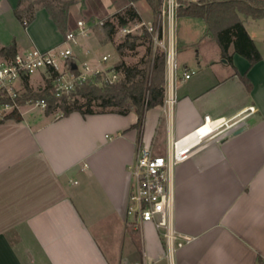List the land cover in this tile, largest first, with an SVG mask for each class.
I'll use <instances>...</instances> for the list:
<instances>
[{"label": "crops", "instance_id": "obj_1", "mask_svg": "<svg viewBox=\"0 0 264 264\" xmlns=\"http://www.w3.org/2000/svg\"><path fill=\"white\" fill-rule=\"evenodd\" d=\"M20 1L4 0L0 52L13 41L18 52L61 46L64 38L45 9H38L28 25L17 19ZM101 7L107 15L120 12L112 1ZM88 9L70 7L68 32L90 16ZM206 41L217 45L211 54L195 51L200 46L196 40L186 39L182 53L177 44L182 58L176 103L170 109L163 104L149 110L141 134L130 129L137 122L135 112L85 117L75 112L30 120L22 107V121L0 123V264H261L264 56L257 46L262 60L250 68L231 47L230 63L208 27ZM189 71L195 73L184 80ZM244 75L251 91L241 79ZM205 116L245 117V131L210 142L176 167L175 226L192 241L170 258L155 226L136 225L127 215L133 185L128 167L140 146L155 153L162 148L166 154L169 139L188 135ZM129 227L140 233L141 252Z\"/></svg>", "mask_w": 264, "mask_h": 264}, {"label": "built area", "instance_id": "obj_2", "mask_svg": "<svg viewBox=\"0 0 264 264\" xmlns=\"http://www.w3.org/2000/svg\"><path fill=\"white\" fill-rule=\"evenodd\" d=\"M197 2L198 0H189ZM4 0H0V11ZM180 0H163L158 25L152 21H143L120 29L125 36L137 29H143L151 35L154 50H159L166 60V97L165 108H173L176 103L174 88L179 80L177 75L174 29L177 19ZM25 24H27L25 22ZM104 25V22H100ZM89 29L83 19L77 22L75 30L68 32L64 43L77 44L79 36H86ZM104 55L91 65L88 61L81 62L70 47L61 46L42 51L37 48L18 52L13 58L0 60V112L10 111L20 106L17 99L26 91L25 80L29 82L33 75L42 72L43 77H51L53 71L57 77L53 80L56 96L65 92L74 91L87 82L95 83L98 75L109 85L118 83L121 72L113 67L106 69L104 64L109 60ZM76 65V69H73ZM194 71L184 73L183 79L188 80ZM35 105L46 109V102ZM249 112H255L254 107ZM245 117L237 116L230 120H213L205 116L203 123L188 135L167 142L166 154H157L150 146H140L135 162L129 165L128 170L133 176L132 191L129 197L127 215L136 225L152 223L167 252V256L174 258L178 250L192 241V238L180 234L175 226L176 208V167L188 160L193 154L207 146L212 141H223L237 130L245 128Z\"/></svg>", "mask_w": 264, "mask_h": 264}, {"label": "trees", "instance_id": "obj_3", "mask_svg": "<svg viewBox=\"0 0 264 264\" xmlns=\"http://www.w3.org/2000/svg\"><path fill=\"white\" fill-rule=\"evenodd\" d=\"M129 5L122 11L111 16L101 27L106 41L115 43V36L123 27L142 23L143 19L135 4L145 1L152 14L159 17L163 0H127ZM80 4L85 7V0H22L15 10L17 19L23 24L32 23L35 19L36 11L45 9L64 41L68 35V17L70 7ZM242 16L254 20L264 19V0H199L197 2L185 1L184 5L178 8L177 18L188 17L205 20L208 27V34L211 39L217 42L222 50L224 58L232 63V55L229 49L233 47L237 53L248 60L250 68L262 60V55L258 50L254 40L247 32ZM157 24V23H155ZM116 51L121 57L127 52H137L138 48L146 47L145 58L142 64H127L121 61L113 68L121 72V80L113 85L105 81L102 82L101 75H98L95 83L87 82L76 88L74 91L65 92L61 96H56L53 88V80L58 73L53 71L51 77L45 79L46 86L33 91L30 87L29 79L25 80L26 91L17 99L20 107L27 104H36L41 101L46 102L47 115H53L56 111L61 112L60 117H67L72 113H80L82 116L115 113L128 115L135 112L137 122L130 129H137L139 134L143 132L146 113L164 104L166 97V60L159 50H154L151 35L128 34L122 41L115 44ZM3 59L13 58L17 53L15 41L10 46L1 50ZM141 65H144L142 67ZM248 91L252 90V84L246 75L241 77ZM102 82L99 86L97 83ZM79 99L86 102L81 103ZM98 108L99 110H95ZM22 121V115L18 108L10 114L0 119V123L7 120ZM128 233L134 240L136 247L141 252L142 243L139 231L132 227L128 228ZM264 264V260H261Z\"/></svg>", "mask_w": 264, "mask_h": 264}, {"label": "rangeland", "instance_id": "obj_4", "mask_svg": "<svg viewBox=\"0 0 264 264\" xmlns=\"http://www.w3.org/2000/svg\"><path fill=\"white\" fill-rule=\"evenodd\" d=\"M110 1H112V6L116 8L115 10H120V12H122L121 9L123 8V6L126 5V3H127V6L129 5L127 0H85V7L84 9L81 8V10L82 11L87 10V5H89V8H91V9H88V11L89 10L90 11L86 13V15H90V16H86L83 18V20L86 21L87 27L89 29L87 35L79 36L77 39L76 45L73 43H63L61 47L62 48H66V47L72 48L74 52L76 53L78 60H80L81 62L88 61L93 66L96 65L97 61L101 59L104 55H109L110 56L109 60L104 64V67L106 69L119 64L121 61H125L127 64H130V65L140 64L142 60L147 61L148 58L144 57L146 53V47L138 48L137 52H133V53L127 52L124 57H121L118 54V52L116 51L115 44L122 41L123 37H125V35L122 32H119L115 36V43H110L106 41L104 33L101 31L102 25L100 24V22L106 23L108 20H111V16L113 14L107 15L108 11L103 10L101 6L102 4H105ZM185 1H189V0H180V4L184 5ZM134 6L139 12V14L143 16V18H145L146 20L152 19L151 21L153 22L154 26L158 25V20H157L158 18L152 14V11L149 5L145 1H140L136 3ZM242 20L244 22V26L247 32H249L253 37H255L257 46L264 56V19L254 20V19L245 18L244 16H242ZM15 25L17 28L16 30L20 31V27H21L20 24L17 21H15ZM24 25H27V24H25L24 22ZM131 26H134V25H131ZM142 30L143 29H137L132 34L133 35L141 34ZM18 35H19V32H18ZM206 35H207V24L205 20L195 19V18H180V19L177 18L176 19L174 36H175L176 46L177 44L179 45L178 47L180 49V53H182V48H184L182 47L183 43H185L186 39H189V40L199 41L200 46L198 48H194L195 51H197L198 49H201L202 53L211 54L212 50H214L217 45L215 43L207 44ZM15 36L17 35L15 34ZM179 41L180 43H178ZM190 52H193V50L191 51L190 49ZM181 58L182 57L179 56V53H177L176 55L177 64L179 63ZM141 66L144 67V65H141ZM45 79L46 77H43L42 72H37L35 75H33L32 79L30 80V87L33 89V91H37L39 88L45 87L46 86ZM101 81L104 82L103 78L101 79ZM102 82H99L97 84L101 86ZM79 101L81 103L86 102L84 99H79ZM95 110H99V109L95 108ZM22 112L25 113L26 118L30 120L45 118V116H47L45 111L40 106L35 105V104H27L26 106L22 108ZM10 113H11L10 111L0 112V119ZM53 115L54 117H59L62 114L61 112L56 111ZM159 147L161 148V146ZM159 150L160 151H157V153L163 155L164 150L162 148Z\"/></svg>", "mask_w": 264, "mask_h": 264}, {"label": "water", "instance_id": "obj_5", "mask_svg": "<svg viewBox=\"0 0 264 264\" xmlns=\"http://www.w3.org/2000/svg\"><path fill=\"white\" fill-rule=\"evenodd\" d=\"M225 63H227V61L224 59L223 60ZM76 65H73V69H76ZM245 131V128H242V129H240V130H237V131H235V132H233L232 134H231V136H229V137H227V138H225L223 141H226V140H228L230 137H235V136H238V135H240L242 132H244Z\"/></svg>", "mask_w": 264, "mask_h": 264}]
</instances>
